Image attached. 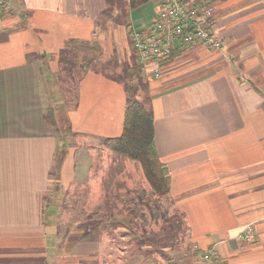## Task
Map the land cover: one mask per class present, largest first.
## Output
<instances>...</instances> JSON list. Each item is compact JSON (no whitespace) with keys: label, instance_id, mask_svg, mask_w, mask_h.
I'll use <instances>...</instances> for the list:
<instances>
[{"label":"crops","instance_id":"1","mask_svg":"<svg viewBox=\"0 0 264 264\" xmlns=\"http://www.w3.org/2000/svg\"><path fill=\"white\" fill-rule=\"evenodd\" d=\"M210 1L223 49L177 47L155 76L130 35L151 27L163 0L136 10L123 0L110 12L109 0H9L12 12L0 13V264H62L59 197L95 182L87 149L123 132L125 85L102 67L64 107L59 55L74 39L98 41L101 60L141 66L169 196L189 241L215 258L208 264H264V0ZM249 225L253 238L237 240ZM99 243L69 248L86 245L91 256Z\"/></svg>","mask_w":264,"mask_h":264},{"label":"rangeland","instance_id":"2","mask_svg":"<svg viewBox=\"0 0 264 264\" xmlns=\"http://www.w3.org/2000/svg\"><path fill=\"white\" fill-rule=\"evenodd\" d=\"M42 1L51 3L55 0ZM130 63L131 60L127 62L113 57L107 61L100 59L94 66L98 69L102 67L100 70L104 75L111 76L114 81L122 80L125 84L130 82L124 77L125 71L132 65ZM61 79L64 80V87L59 84L60 95L64 107L70 109L76 101L77 84L81 77L63 72ZM138 98L146 103L149 98L147 90L140 89ZM68 126L67 120L59 126V132L66 133ZM87 150H91L88 157L95 159V182L71 188L75 194L70 189L65 197H59L62 208L59 215L62 264H74L79 260L83 264L211 263L203 258L206 252L197 250L189 241L184 217L175 208L172 198L153 192L139 164L115 154L103 143L93 144ZM97 174L103 177L100 181ZM92 194L95 195V202L91 199ZM104 208H107L105 212ZM91 222L93 227L89 224ZM86 229H95L92 237L97 236L100 240L99 244L88 247L95 251L91 256L86 255V245L84 250L69 248L77 247L78 239ZM77 253L84 254L75 256Z\"/></svg>","mask_w":264,"mask_h":264},{"label":"trees","instance_id":"3","mask_svg":"<svg viewBox=\"0 0 264 264\" xmlns=\"http://www.w3.org/2000/svg\"><path fill=\"white\" fill-rule=\"evenodd\" d=\"M109 1L110 8L107 10L108 12L113 11L117 4L123 3V0ZM128 1L130 8L136 10L154 0ZM102 55L103 49L98 41L74 39L65 49L61 50L59 62L70 75L83 77L90 69L95 67L94 64L102 58ZM124 77L130 82L124 84L127 106L123 132L119 137L105 139L103 144L115 154L139 164L153 192L159 196H167L170 194V179L154 147V114L138 98L140 89L146 88L139 63H134L128 67ZM118 82H122V80ZM50 115L52 116V114H49V124L53 125V116ZM90 240H93L92 232H84L78 239L81 243ZM214 261H216L215 258L211 260V263Z\"/></svg>","mask_w":264,"mask_h":264},{"label":"built area","instance_id":"4","mask_svg":"<svg viewBox=\"0 0 264 264\" xmlns=\"http://www.w3.org/2000/svg\"><path fill=\"white\" fill-rule=\"evenodd\" d=\"M9 0H0V13L10 14ZM216 9L210 0H163L151 27L145 31L133 30L131 45L141 64H155L158 76L163 64L179 48L202 45L211 50H222L223 40L215 32ZM254 235L252 225L238 236L239 241H250ZM211 262V256H204Z\"/></svg>","mask_w":264,"mask_h":264}]
</instances>
